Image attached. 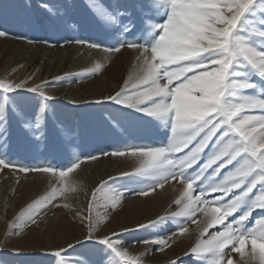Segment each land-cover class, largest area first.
I'll use <instances>...</instances> for the list:
<instances>
[{
	"label": "snow or ice",
	"instance_id": "6c2138e0",
	"mask_svg": "<svg viewBox=\"0 0 264 264\" xmlns=\"http://www.w3.org/2000/svg\"><path fill=\"white\" fill-rule=\"evenodd\" d=\"M86 3L112 42H74L105 53L122 49L138 53L123 86L107 99L153 118L149 123L166 130V143L124 144L83 158L131 157L138 166L133 172L102 179L90 190L86 207L73 212L82 225L87 222L83 239L56 251L58 264H145L148 248L133 254L115 231L101 235V224L107 226V209L120 205L124 191L149 196L164 190L169 181L182 186L179 196L165 215L138 228L163 230L178 221L175 231L166 238L156 235L135 243L156 245L153 252H165L191 234L190 223L196 226V242L169 264H264V0ZM44 7L51 19L67 22L66 13ZM101 70L97 64L89 74ZM27 83L0 78V149L8 145L13 125L28 145L39 144L49 134L53 97L44 90L49 85L26 88ZM27 93L37 94L39 100ZM109 120V132L127 131L126 116L109 114ZM82 162L77 157L57 170L51 165H17L0 155V171L51 173L49 179L55 181L7 222L0 264H14L10 257L20 251L9 249L8 241L24 228L38 225L42 213L60 206L72 211L70 203L55 201H67L69 190L87 191L77 176L69 177ZM125 177L142 186L136 190L127 183H113ZM173 206L176 211H171ZM94 208L106 210L93 215ZM257 210L259 215L254 217ZM200 215L204 219H198ZM69 250L76 255H69Z\"/></svg>",
	"mask_w": 264,
	"mask_h": 264
},
{
	"label": "rangeland",
	"instance_id": "374dc122",
	"mask_svg": "<svg viewBox=\"0 0 264 264\" xmlns=\"http://www.w3.org/2000/svg\"><path fill=\"white\" fill-rule=\"evenodd\" d=\"M44 5L57 14L66 13L67 22L61 23L51 19ZM0 31L6 33L0 36V78L15 82L27 80L26 88L41 84L49 85L44 90L53 97L49 102L52 117L47 138L42 139L37 145H28L23 141V133L20 129L13 125L8 145L0 149V155L4 158L17 165L29 167L51 165L58 170L80 157L83 162L73 173L79 177V182L88 191L100 180H107L109 176L119 177L121 172H133L138 165L131 157L128 164L118 165L122 157L103 156L95 160L96 169L87 168L89 177L87 175L83 177L80 173L85 169L80 168L90 162L83 159L84 157L110 152L124 144L159 146L161 143H166L164 135L166 130L157 129L149 123L153 118L107 99L123 86L124 80L132 70V65L136 63L138 53L132 54L131 49H122L120 53H105L102 49L89 48L86 43L74 42L76 40L102 44L112 42L105 36L101 26L89 11L86 0H0ZM93 50L96 52L93 53ZM97 64L102 65L101 72L90 75ZM66 77L72 79L66 80ZM76 77L79 79H75ZM27 95L39 100L37 94L27 93ZM109 114L126 116L124 127L127 131L117 128L115 133L109 132L111 123ZM53 129L57 130L59 135L54 134ZM9 173L21 176L22 179L28 175H36L41 179V184L36 187L38 189L34 188V191L26 194L27 191L23 192L25 189H21L18 180H13L12 183L3 181V177ZM73 173H69V177ZM48 175L44 172L23 173L14 169L0 171V242L4 240L8 230L7 222L14 219L22 208L55 184L54 180L49 179L51 173ZM113 183L115 185L127 183L128 188L136 190L142 186L128 177L117 179ZM181 190L182 186L176 181H169L165 185V189L161 191L164 192L166 211L158 215L155 212L156 204L154 206L142 204L147 200L150 202V196H140L133 191H124L123 199L115 210L107 209L109 211L107 224L113 222V228L115 225L124 227L122 231L118 230L116 233L126 242L125 248L133 254H138L145 248L149 249L145 264H156L154 258L161 252L152 251L157 247L156 245L135 242L156 235L166 238L175 231L178 221L171 222L163 230L140 229L138 225L148 224L165 215ZM67 196V201L57 199L55 203L59 205L70 203L71 212L60 206L56 207L58 214L55 218H50L49 211L46 214L42 213L38 225L24 228L20 236L8 241L9 249L15 248L20 251L19 256L10 257V259H18L16 264H58L59 258L55 256V252L62 248L67 249L69 243L75 244L78 239H83L87 222L82 225L74 219L73 212L77 208L86 207L90 199V191L88 194L86 191L73 193L69 190ZM105 210L94 208L93 215L97 212L102 214ZM176 210L175 206L171 208V211ZM258 215L259 210L254 213V217ZM198 219L204 217L200 215ZM67 221L70 223L68 228ZM188 226L191 234L187 238H182V242H178L180 248L177 244L168 251L183 257L184 252L196 242L198 235L196 226L190 223ZM101 228H104L103 224ZM59 231H65L59 233H62L60 239L57 236ZM102 233L103 230L101 235ZM136 245L139 247H135ZM77 247L79 251H84ZM68 254L76 255L71 250ZM160 264H169V261Z\"/></svg>",
	"mask_w": 264,
	"mask_h": 264
},
{
	"label": "bare ground",
	"instance_id": "6f19581e",
	"mask_svg": "<svg viewBox=\"0 0 264 264\" xmlns=\"http://www.w3.org/2000/svg\"><path fill=\"white\" fill-rule=\"evenodd\" d=\"M95 52H96V50H93V53H95ZM131 53L135 55L137 52L135 50H132ZM19 72H22V70H19ZM129 158L130 157H122L121 160L118 161V163H119L118 165H126V164H128V162H130V159ZM96 161H90L89 164H87L85 166H81L80 169H85V170L81 171L80 174L83 175V177H84V175H87L89 177V173L87 171V168L89 167L90 169H96V163H97ZM47 175H48V173H47ZM73 176H77V175L74 174V173L73 174H70V177H73ZM78 179H79V177H78ZM6 180L7 181H11L10 183H12L13 180H18L19 181L18 184L21 183L20 184L21 189L22 188L25 189V190H23V192L27 191L26 194H29L30 192H32V190L34 191V188L39 187V184H41L40 183L41 182V179L38 176H36V175H28V176H26V177H24L22 179L21 176H15L12 173H9V175H5L3 177V181H6ZM51 181H53V180H51ZM3 188H5V187H3ZM36 189H38V188H36ZM89 191H90V189H88V191H86V192H88V194H89ZM149 196H150L151 201L149 202V200H147V201L143 202L142 204H144V205L152 204L151 206H154L156 204L157 205L156 211H155L156 212V215L162 213L164 210L166 211V209L164 207V205L166 204V201L163 198V196H164V192L163 191H161L160 189H157L156 193H153V194H151ZM48 211L51 214L50 218H55L56 215L58 214V211H57V208L56 207L51 208ZM67 223H68V225L66 227L68 228L70 223L68 221H67ZM112 224H113V222L111 224H107V226H104V228H102V230H103V233L102 234H111L112 231H115L116 232L118 230H121L122 231V229H124V227H120V225H115V224H114L115 225V228H113V225ZM60 232H63L64 233L65 231H59L58 232L57 236L59 237V239L61 238L60 236L62 235V233L59 234ZM180 241L182 242V238H181ZM180 246H181L180 244L177 245L178 248H180ZM131 247L132 248H135V247H139V245H136L135 247L134 246H131ZM235 255L236 254H234V256ZM176 256L177 255H175V253L171 252L170 250L168 251V249H167L165 252H161L160 254H156V256H155L154 259H155V263L156 264H160V263H166V262L174 259ZM13 261H14V264L18 263V259L17 258H14Z\"/></svg>",
	"mask_w": 264,
	"mask_h": 264
}]
</instances>
